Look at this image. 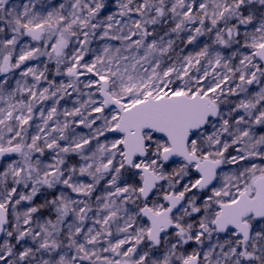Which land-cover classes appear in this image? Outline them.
<instances>
[{
    "label": "snow or ice",
    "instance_id": "obj_1",
    "mask_svg": "<svg viewBox=\"0 0 264 264\" xmlns=\"http://www.w3.org/2000/svg\"><path fill=\"white\" fill-rule=\"evenodd\" d=\"M0 264H264V0H0Z\"/></svg>",
    "mask_w": 264,
    "mask_h": 264
}]
</instances>
